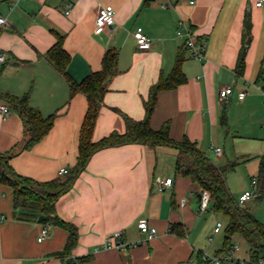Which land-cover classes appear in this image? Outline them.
I'll return each mask as SVG.
<instances>
[{"label":"crops","instance_id":"crops-1","mask_svg":"<svg viewBox=\"0 0 264 264\" xmlns=\"http://www.w3.org/2000/svg\"><path fill=\"white\" fill-rule=\"evenodd\" d=\"M258 1L197 0L191 5L179 0L163 8L153 0H0V14L8 21L0 27V51L6 56L0 65V94H28L43 116L56 114L48 133L20 150L27 138L21 115L0 112V154L15 152L13 169L39 182L54 180L61 168L77 164L88 100L82 92L71 95L68 81L45 56L59 36L70 57L68 74L76 82L102 68L107 50L118 53L119 71L104 96L94 143L114 132L123 134L126 116L145 118L151 86L172 73L182 52L186 82L158 94L151 126L158 130L170 122L173 140L188 137L220 167L235 162L226 182L239 202L240 195L253 188L264 156L259 88L264 86V1L257 6ZM100 7L115 11L114 25L101 31L96 26ZM181 19L207 42L203 60L191 58L183 48L176 34ZM137 27L152 38L147 50L136 44ZM227 86L234 92L221 101L220 91ZM241 91L247 93L243 99L238 97ZM0 103L11 105L2 97ZM215 147L222 148L220 156ZM178 153L171 146L140 143L96 150L56 203L57 217L77 228L76 244L68 253L63 250L69 231L49 224V235L39 241L45 224L18 218L13 188L0 183V264H200L202 253L222 252L226 232L220 235L223 227L214 231L220 221L214 211L199 212L201 187L177 171ZM167 178L172 187L159 190L157 180ZM248 203L264 225V195L243 206ZM142 219L156 228L152 239L138 228ZM117 231L137 244L123 250L107 247L116 243L108 239Z\"/></svg>","mask_w":264,"mask_h":264},{"label":"trees","instance_id":"trees-1","mask_svg":"<svg viewBox=\"0 0 264 264\" xmlns=\"http://www.w3.org/2000/svg\"><path fill=\"white\" fill-rule=\"evenodd\" d=\"M183 48L186 49L184 45ZM243 55L239 61V68L243 66ZM45 56L55 69L66 78L71 95L77 92L86 95L88 108L80 131L78 162L72 169L68 170V173L47 182L35 181L19 175L13 169L10 159L16 154L15 152L0 154V183L13 188L14 207L18 218L37 219L43 224L64 226L69 231V236L63 253H68L76 244L77 228L57 217L56 203L60 196L72 188L92 154L101 148L129 143H140L151 147L165 145L174 147L179 152L176 163L177 171L193 178L200 185L201 190H208L211 193L209 209L228 218L223 249L231 246L232 238L235 235H240L249 243L252 261L258 262L260 259H264V225L250 212L248 207L241 205L233 197L226 182L227 170L233 168L236 163L232 162L226 168L220 167L188 137L182 141L173 140L170 136V122H165L158 130L151 126V118L157 104L158 94L163 90L175 88L186 82V77L182 71V63L185 60L182 52L177 54L172 73L167 77H161L151 86L148 98L144 102L145 118L134 120L126 116V130L123 134L114 132L97 143L92 141V134L109 83L119 71L118 53L113 49L107 50L103 56L102 68L92 72L81 82L74 81L68 74L67 68L70 57L64 48L62 36L58 37L57 42L47 51ZM0 97L10 102V112L17 111L25 123L27 138L20 150L31 147L42 139L53 126L56 114L43 116L39 109L30 104L28 94L22 97L0 94ZM222 121L223 123L226 121L224 116ZM257 178V196L260 198L264 195V156L261 158Z\"/></svg>","mask_w":264,"mask_h":264},{"label":"built area","instance_id":"built-area-1","mask_svg":"<svg viewBox=\"0 0 264 264\" xmlns=\"http://www.w3.org/2000/svg\"><path fill=\"white\" fill-rule=\"evenodd\" d=\"M12 1V0H10ZM159 2L163 8H170L174 6L179 0H153ZM189 4L193 5L197 0H187ZM264 0H259L256 5L261 6ZM71 6L68 7L67 13H69ZM115 23V11L111 7H100L97 12L96 18V26L97 30L101 31L104 29H109ZM8 25V21L6 17L0 14V27H6ZM176 34L179 38L183 39V45L187 49L191 58L203 60L205 58V53L207 50V42L201 39L195 32V30L185 22L184 19H181L178 22ZM136 44L138 48L142 50H147L151 47L152 38L147 35L142 27H137L133 33ZM6 61L5 54L0 51V65ZM262 95H263V103H264V86L259 87ZM234 92L233 87L227 86L220 91V100H226L232 93ZM246 91H241L238 94L239 99H243L246 96ZM0 112L3 116H7L10 114L9 106L3 103H0ZM215 153L220 156L222 154L221 147L214 148ZM68 173L67 168H61L59 170L60 175H64ZM257 183L258 178L255 177L252 179L253 188L250 190H246L239 197V203L244 205L247 201H249L252 197L257 195ZM173 181L170 178L167 179H158L157 186L158 189L163 191L169 187H172ZM211 205V193L208 190H201L200 193V202H199V212H205L209 210ZM223 227L221 221L216 223L214 228L215 232H219ZM49 224L43 225L40 235L38 237L39 241H43L49 235ZM138 228L140 231L147 235L148 239H152L155 237L157 230L155 227L149 225L146 219H142L138 222ZM116 240V243L113 245H106L107 247L114 246L118 250H123L126 247H131L136 245L137 243H131L125 241L122 237V232L117 231L112 236L109 237L110 240ZM241 251V246L239 243H232L230 247L226 248L220 253L208 254L202 253L200 257V264H264V259H260L258 262H253L248 257L241 256L239 253Z\"/></svg>","mask_w":264,"mask_h":264},{"label":"rangeland","instance_id":"rangeland-1","mask_svg":"<svg viewBox=\"0 0 264 264\" xmlns=\"http://www.w3.org/2000/svg\"><path fill=\"white\" fill-rule=\"evenodd\" d=\"M211 214L216 215V217H217L216 219H218V220H220L222 222V224H223V231H222V233L220 235H223L225 233L226 228H227V225H228V219H227V217L225 215L221 214V213L220 214H216L214 212H211ZM215 222L216 221H214V222L212 221V223H210L212 228H213V225H214ZM232 242L234 244H236V243H239L240 244L241 251H240L239 254L241 256H244V257H248L249 256V248H250L249 247V243L244 238H242V237H240L238 235H235L232 238Z\"/></svg>","mask_w":264,"mask_h":264},{"label":"water","instance_id":"water-1","mask_svg":"<svg viewBox=\"0 0 264 264\" xmlns=\"http://www.w3.org/2000/svg\"><path fill=\"white\" fill-rule=\"evenodd\" d=\"M247 207H250V203L247 204Z\"/></svg>","mask_w":264,"mask_h":264}]
</instances>
